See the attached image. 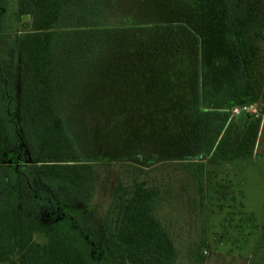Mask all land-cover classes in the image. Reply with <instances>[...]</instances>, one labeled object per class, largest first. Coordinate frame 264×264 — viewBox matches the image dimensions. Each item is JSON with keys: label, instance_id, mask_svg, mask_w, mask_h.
<instances>
[{"label": "trees", "instance_id": "obj_1", "mask_svg": "<svg viewBox=\"0 0 264 264\" xmlns=\"http://www.w3.org/2000/svg\"><path fill=\"white\" fill-rule=\"evenodd\" d=\"M20 3L23 12L16 21L27 14V30H3L8 2L0 0V264H173L176 245L159 217L161 203L169 198L140 176L156 163L155 155L128 163L136 175L116 184L99 236L89 230L80 208L94 197L97 164L84 159L57 86L89 73L104 46L116 43L109 22L113 12L123 11L127 23L120 29L129 38L121 49L131 55L142 50L146 57L140 70L145 78L137 85L155 93L165 81L172 93L154 98L158 94L138 92L134 101L165 106L168 122L185 115L192 123L193 115L199 123L203 115L205 123L199 124L207 123L206 130L209 113L211 131L218 126L219 133L227 113L203 102L211 84L220 107H226L229 86L238 74L245 78L234 49L245 5L236 0ZM8 50L25 67L19 97ZM191 163L203 176L206 162ZM42 208L52 220L42 218Z\"/></svg>", "mask_w": 264, "mask_h": 264}, {"label": "rangeland", "instance_id": "obj_2", "mask_svg": "<svg viewBox=\"0 0 264 264\" xmlns=\"http://www.w3.org/2000/svg\"><path fill=\"white\" fill-rule=\"evenodd\" d=\"M7 2L3 30H27V14L21 16L23 21H16L23 12L20 0ZM236 3L245 5L235 34L241 39L234 45L235 64L239 63V70L243 68L245 78L238 74L229 86L226 107H220L211 84L207 102H203L227 113L219 133L218 126L211 131L209 113L206 130L207 123L199 124L205 123L203 115L199 123L193 115L192 123L185 115L168 122L165 106L156 109L144 100L134 101L138 92L158 94L154 98L172 93L165 81L162 93L137 85L145 78L140 70L146 57L142 50L131 55L130 49H121L122 40L129 38L128 32L120 29L127 23L123 11L113 12L109 22L116 43L104 46L95 65L87 69L89 73L57 86L84 159L97 164L94 197L80 208L94 236H99L118 181L129 182L136 175L128 163L155 155L156 163L140 176L158 184L169 198L161 203L159 217L176 245L173 264H264V0ZM257 30L261 33H255ZM7 58L18 78L19 97L20 74L25 67L9 50ZM185 88L182 84L181 90ZM192 97L194 103L195 94ZM199 161L206 162L203 176L191 163ZM40 213L45 220H52L47 208Z\"/></svg>", "mask_w": 264, "mask_h": 264}]
</instances>
